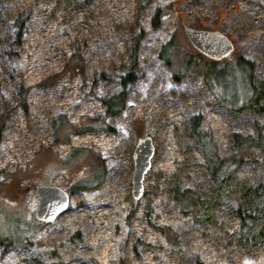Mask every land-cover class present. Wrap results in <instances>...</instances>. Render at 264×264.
<instances>
[{"label":"rangeland","instance_id":"obj_1","mask_svg":"<svg viewBox=\"0 0 264 264\" xmlns=\"http://www.w3.org/2000/svg\"><path fill=\"white\" fill-rule=\"evenodd\" d=\"M143 1L0 0V264L264 260V5ZM185 26L219 30L233 51L197 52ZM239 54L252 63L250 99L231 79ZM121 88L108 115L103 101ZM145 136L154 152L135 198L132 153ZM204 148L223 162L217 175ZM40 182L70 194L48 223L25 216Z\"/></svg>","mask_w":264,"mask_h":264},{"label":"water","instance_id":"obj_2","mask_svg":"<svg viewBox=\"0 0 264 264\" xmlns=\"http://www.w3.org/2000/svg\"><path fill=\"white\" fill-rule=\"evenodd\" d=\"M264 5V0H259ZM185 34L197 52L207 57L220 60L233 51V42L219 30L197 29L185 26ZM154 146L149 136L138 140L132 153L134 169L132 175V195L139 198L143 192V177L151 165ZM39 198L34 217L43 223L53 221L64 213L69 205L70 194L56 184L37 185ZM264 264V260L261 262Z\"/></svg>","mask_w":264,"mask_h":264},{"label":"trees","instance_id":"obj_3","mask_svg":"<svg viewBox=\"0 0 264 264\" xmlns=\"http://www.w3.org/2000/svg\"><path fill=\"white\" fill-rule=\"evenodd\" d=\"M141 1L144 2L143 0H141ZM161 14H162V9L159 6L156 7L155 10H154V13L152 14V17H151V24H152L153 30H157L158 27L160 26V16H161ZM24 21H25V16H22V18L19 19L17 23L19 25H22ZM168 46L169 45H165L161 49V51L159 53L160 56L163 55L165 49ZM235 64H236L237 70L239 71L241 69L243 71V74H242V72H241V74H239L240 76L239 75H235V74H231V79L235 81L236 77L241 78L243 80V83L247 87H249L250 84H251L250 78H251L252 63L249 60L243 58L239 54V55L236 56ZM224 72L225 71L217 73L218 77H219V75H221ZM218 77H216L217 78L216 80L221 82V80ZM125 81H126L125 79H121L120 80L119 83L122 85L121 87H124L123 85L125 84ZM207 83H208L207 85H210L211 82H207ZM250 89H251L250 87L247 88V91L243 94V98L244 99H250L251 95L253 94ZM235 97L236 96H234V98ZM224 98H226V97H224V96H223V98L221 97L222 100ZM234 98L233 97H229V102H233ZM123 100H124V92H123L122 88H121V91H119V92H113V93L109 94L103 101L105 106H106V113L108 115H117V114H119L120 111H121V108H122ZM223 101H225V99ZM0 124H1V118H0ZM60 124H61V122H59L57 126L61 127ZM63 124L64 123H62V125ZM195 124L193 126L194 133L197 132V125H195ZM59 132H60V130H59ZM67 134H68V132H67ZM202 152H203L204 156L208 160L209 168H210L211 173L213 175H217V173L220 171V169H221V167L223 165V162H219L216 159H214L213 153L208 152L207 149H205V148H204V150H202ZM211 152H213V151H211ZM74 153H75V151L73 150V154ZM101 173L102 172L100 171V172L96 173V175L93 176L94 181H98V182L101 181V178H102V174ZM77 187H75V188H77ZM84 187H87V185L86 186L84 185ZM90 187H92V186H90ZM80 188H81V186H80Z\"/></svg>","mask_w":264,"mask_h":264},{"label":"built area","instance_id":"obj_4","mask_svg":"<svg viewBox=\"0 0 264 264\" xmlns=\"http://www.w3.org/2000/svg\"><path fill=\"white\" fill-rule=\"evenodd\" d=\"M64 146V147H62ZM58 147H60L58 149ZM57 149L59 150V152H62L63 154L65 153L66 150H68V144H60L58 145ZM31 147H27V149H25L27 152L26 156H23V157H17L14 153V157H16L17 159L18 158H26L29 154V149ZM35 150L33 149V152ZM32 152V153H33ZM31 153V154H32ZM38 203H39V198H38V195L36 193V189L35 190H32L28 193V195L26 196V203H25V216L26 218L30 219L32 218V216L34 215V212L35 210L38 208Z\"/></svg>","mask_w":264,"mask_h":264},{"label":"crops","instance_id":"obj_5","mask_svg":"<svg viewBox=\"0 0 264 264\" xmlns=\"http://www.w3.org/2000/svg\"><path fill=\"white\" fill-rule=\"evenodd\" d=\"M41 184H46V183H41V182H40V184H38V185H41ZM35 219H36V218H35ZM36 220H37V219H36Z\"/></svg>","mask_w":264,"mask_h":264}]
</instances>
